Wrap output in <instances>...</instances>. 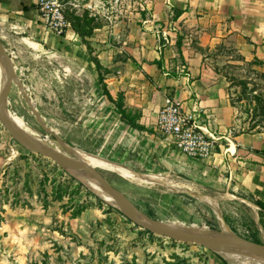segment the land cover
I'll return each instance as SVG.
<instances>
[{
    "label": "crops",
    "instance_id": "crops-1",
    "mask_svg": "<svg viewBox=\"0 0 264 264\" xmlns=\"http://www.w3.org/2000/svg\"><path fill=\"white\" fill-rule=\"evenodd\" d=\"M38 2L0 0V41L16 81L34 90L43 77L59 79L63 90L85 83L93 113L115 130L108 144L145 154L155 173L220 197V208L246 212L261 241L264 130L242 126L222 68L255 60L262 64L252 67L264 68V0H149L146 13L114 30L117 46L100 39L92 48L71 28L63 36L45 28ZM166 97L215 138L209 157H188L158 132ZM205 255L206 264H231L225 254Z\"/></svg>",
    "mask_w": 264,
    "mask_h": 264
},
{
    "label": "rangeland",
    "instance_id": "rangeland-1",
    "mask_svg": "<svg viewBox=\"0 0 264 264\" xmlns=\"http://www.w3.org/2000/svg\"><path fill=\"white\" fill-rule=\"evenodd\" d=\"M148 1L58 0L68 28L81 34L90 48V43L100 39L117 46L119 38H114V30L146 13ZM222 70L242 126L264 130L255 100L264 99V68L234 64ZM4 80L2 67L0 93ZM102 84L100 81V89ZM84 85L74 82L63 90L59 79L43 77L34 90L20 81V87L14 83L9 91L6 111L20 117L27 129L18 126L46 148L70 157H76L74 151L93 155L140 177L100 169L136 214L160 223L174 222L264 243V235L261 241L257 239L246 212L220 208V197L206 196L190 183L178 185L179 179L176 182L166 173H155V165L145 154L137 150L126 154L114 142L108 144L115 130L104 128L102 115L93 113ZM28 101L56 136L40 127ZM86 182L76 170L24 149L0 123V264H206L205 254L213 250L177 243L135 226L112 201L103 198L108 199L98 185ZM244 254L257 263L264 259L252 251Z\"/></svg>",
    "mask_w": 264,
    "mask_h": 264
},
{
    "label": "water",
    "instance_id": "water-1",
    "mask_svg": "<svg viewBox=\"0 0 264 264\" xmlns=\"http://www.w3.org/2000/svg\"><path fill=\"white\" fill-rule=\"evenodd\" d=\"M0 63L5 72V80L0 93V123L11 135V137L24 149L48 158L57 164L76 170L79 176L87 177L94 183H96L102 192L112 201L115 207L127 220L133 223L135 226L148 231L156 236L167 238L173 240L177 243L183 244H194L198 246H203L209 248L215 252L221 251L226 253H234L242 257L244 252H255L261 254L264 257V243H256L249 239H246L237 235H228L222 233H212L207 231H202L194 229V227H187L183 224L172 223H160L147 218L144 215L136 214L126 198L112 185L110 184L104 175L100 172L99 168L90 166L82 158L70 157L58 152L53 149L46 148L41 145L33 138L25 135L21 132L9 119V113L6 111V103L9 91L15 83L20 87V83L15 79V67L11 56L8 54L7 50L0 41ZM28 104L31 106V110L35 114L37 120L40 123V127L52 136L56 134L51 128L44 124L43 119L38 115L36 108L32 105L30 101ZM68 147H66L67 149ZM71 152L70 148H68Z\"/></svg>",
    "mask_w": 264,
    "mask_h": 264
},
{
    "label": "built area",
    "instance_id": "built-area-1",
    "mask_svg": "<svg viewBox=\"0 0 264 264\" xmlns=\"http://www.w3.org/2000/svg\"><path fill=\"white\" fill-rule=\"evenodd\" d=\"M38 10L45 28L58 36L65 35L68 23L58 0H39ZM157 37L166 40V33H159ZM155 126L165 138L171 139L175 149L188 157L205 159L212 153L215 138L209 136L196 123V117L173 98L164 99Z\"/></svg>",
    "mask_w": 264,
    "mask_h": 264
},
{
    "label": "bare ground",
    "instance_id": "bare-ground-1",
    "mask_svg": "<svg viewBox=\"0 0 264 264\" xmlns=\"http://www.w3.org/2000/svg\"><path fill=\"white\" fill-rule=\"evenodd\" d=\"M30 44H31V42H30ZM35 45V44H34ZM36 46V45H35ZM34 50V49H33ZM0 69H1V71H2V65H1V63H0ZM3 73V72H2ZM8 117H9V119H10V121L21 131V132H23L24 134H25V132L19 127V126H21V127H24L25 129H27V126H26V124L24 123V121L20 118V117H18V116H16L15 114H11V113H9V115H8ZM19 125V126H18ZM26 135V134H25ZM33 135V134H32ZM34 137H36V138H38L39 140H41V138L37 135V134H34L33 135ZM47 143V145H49L50 143L49 142H46ZM42 145V144H41ZM45 146V145H44ZM49 148V147H48ZM59 153V152H58ZM74 153H75V155L76 156H78L79 158H82L84 161H86L90 166H93V167H95V168H99V169H106V170H109V171H113V172H115V173H117V174H119V175H121V176H125V177H132V176H134V175H132V173L130 172V171H128V170H126V169H124L123 167H121V166H119V165H116V164H113V163H110V162H108V161H105V160H103V159H100V158H98V157H96V156H93V155H89V154H86V153H81V152H79V151H74ZM72 157V156H71ZM118 164V163H117ZM167 173V172H166ZM155 174V173H154ZM156 175V174H155ZM137 176V175H136ZM136 176H134L136 179H138V180H141L140 179V177H136ZM85 182L86 181H91L89 178H87V177H82V176H80ZM144 180H152V179H144ZM154 180V179H153ZM91 182H93V181H91ZM87 183V182H86ZM147 183V182H146ZM96 184V183H95ZM139 184V183H138ZM159 184V183H158ZM96 186H97V184H96ZM98 187V189H100L99 188V186H97ZM101 190V189H100ZM93 191V190H92ZM102 191V190H101ZM97 193V192H96ZM98 194V193H97ZM98 195H100V194H98ZM103 195H104V193H103ZM100 196H102V195H100ZM103 197V196H102ZM105 200H107V201H110L111 202V200L108 198V199H106L105 197H103ZM204 200V199H203ZM207 202H210L211 203V200H209L208 198H206L205 199ZM218 207V206H217ZM228 258H230L232 261H234V262H238V263H240V264H258L257 263V261L256 260H249V259H247V258H244V257H242V256H239V255H237V254H231V255H226ZM261 260H263L262 262H260L259 264H264V259H261Z\"/></svg>",
    "mask_w": 264,
    "mask_h": 264
},
{
    "label": "trees",
    "instance_id": "trees-1",
    "mask_svg": "<svg viewBox=\"0 0 264 264\" xmlns=\"http://www.w3.org/2000/svg\"><path fill=\"white\" fill-rule=\"evenodd\" d=\"M79 36H81V34L78 33ZM159 64V63H158ZM262 64V62L258 61V60H255L253 61L252 63H250L249 65H260ZM96 66L97 68H99V64L96 62ZM255 100L260 108V115L262 116L263 120H264V99L262 98H259V97H255ZM232 104H233V101H232ZM256 243H259V241H256Z\"/></svg>",
    "mask_w": 264,
    "mask_h": 264
}]
</instances>
